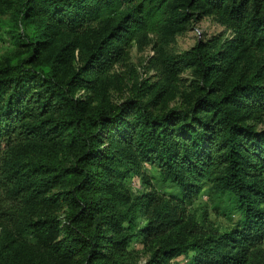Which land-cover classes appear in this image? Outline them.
Instances as JSON below:
<instances>
[{
    "label": "trees",
    "instance_id": "1",
    "mask_svg": "<svg viewBox=\"0 0 264 264\" xmlns=\"http://www.w3.org/2000/svg\"><path fill=\"white\" fill-rule=\"evenodd\" d=\"M14 7L17 51L0 60V264H132L136 241L142 264H264V129L253 123L264 0H0V14ZM205 16L231 36L173 50ZM150 43L164 83L111 102V70ZM184 70L192 99L154 111ZM144 163L159 188L145 178L133 196L124 181ZM204 189L226 199L231 227L188 212Z\"/></svg>",
    "mask_w": 264,
    "mask_h": 264
},
{
    "label": "rangeland",
    "instance_id": "2",
    "mask_svg": "<svg viewBox=\"0 0 264 264\" xmlns=\"http://www.w3.org/2000/svg\"><path fill=\"white\" fill-rule=\"evenodd\" d=\"M14 13L15 7L4 14H0V60L17 51V46H15L12 38L16 34ZM230 36L231 31L218 22L215 17L205 16L200 20L190 21L184 32L174 35L171 46L173 50L182 52L194 46L199 39L206 41L214 37L223 40ZM153 55H155V51L151 43L144 48H139L135 44L130 46L127 59L116 64L110 72L112 86L108 92V97L111 102H119L135 95V87L145 85V83H164L159 82L157 76L149 68L150 57ZM191 79L190 70H184L180 73L177 78L171 81V84L167 87V92L163 96H160V100L154 111L186 105L195 93L194 88L191 86ZM253 123L257 129H264V117ZM158 177L155 168L144 163L142 164L140 173L131 174L124 183L129 192L134 196L149 189L143 183L145 178L149 179L150 184L158 189ZM172 191L174 189H164V192ZM188 212L194 214L198 219L203 215H207L220 230L231 227L234 223V217L230 215V206L226 202V199L224 197L209 196L206 189L188 207ZM137 223H143V219L139 218ZM148 257V247L136 241L129 245L124 259L132 264H142ZM171 263L185 264L186 256L182 255L174 258L171 260Z\"/></svg>",
    "mask_w": 264,
    "mask_h": 264
},
{
    "label": "built area",
    "instance_id": "3",
    "mask_svg": "<svg viewBox=\"0 0 264 264\" xmlns=\"http://www.w3.org/2000/svg\"><path fill=\"white\" fill-rule=\"evenodd\" d=\"M152 54V53H151ZM83 93V91H79L78 95H81Z\"/></svg>",
    "mask_w": 264,
    "mask_h": 264
}]
</instances>
